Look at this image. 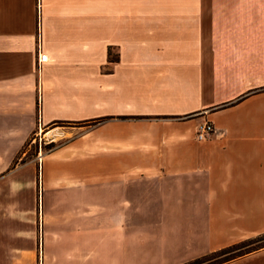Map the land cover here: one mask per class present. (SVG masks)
<instances>
[{
    "label": "crops",
    "instance_id": "obj_1",
    "mask_svg": "<svg viewBox=\"0 0 264 264\" xmlns=\"http://www.w3.org/2000/svg\"><path fill=\"white\" fill-rule=\"evenodd\" d=\"M39 130L60 144L25 166L75 264H183L263 234L264 0H0V175Z\"/></svg>",
    "mask_w": 264,
    "mask_h": 264
},
{
    "label": "rangeland",
    "instance_id": "obj_2",
    "mask_svg": "<svg viewBox=\"0 0 264 264\" xmlns=\"http://www.w3.org/2000/svg\"><path fill=\"white\" fill-rule=\"evenodd\" d=\"M86 8L85 12L88 11ZM109 8L107 4H101L99 12L107 14L110 12ZM20 47V62L24 65L33 59L34 53L29 44ZM37 54H39L38 48ZM63 57L70 61L74 60L76 56L62 55L61 60H64ZM101 57L102 54H100ZM118 60V50L110 49L107 62ZM111 66L106 64L102 73L107 74ZM37 133L38 135L33 136L26 153L22 156L23 159L39 161L44 154L49 152V140L43 137L40 130ZM59 144L57 143V145ZM25 164H19L15 168L12 165L4 166V172L0 175V264H45L46 259L50 260L51 264H59V261L56 260L61 253V247H63L64 253L72 259L67 260L68 262L63 261L62 264H75L76 234L74 230L60 229L58 225L60 215L56 213L53 215L51 231L46 232L42 195H40V167L35 166V171L31 173L26 169ZM17 171L19 172L17 173ZM15 173L17 175L24 174L25 180L22 177L14 176ZM91 253L92 251L89 249L87 254L91 255Z\"/></svg>",
    "mask_w": 264,
    "mask_h": 264
},
{
    "label": "trees",
    "instance_id": "obj_3",
    "mask_svg": "<svg viewBox=\"0 0 264 264\" xmlns=\"http://www.w3.org/2000/svg\"><path fill=\"white\" fill-rule=\"evenodd\" d=\"M117 62V61H114ZM99 123L102 122L98 121ZM97 124V123H94ZM56 126H67L62 123H58ZM33 137L25 144L24 148L21 150L20 154L14 160L12 166H17L19 164H25L29 158L23 159V155L26 153V150L30 143L32 142ZM49 152L57 149L58 145L56 143H50L48 145ZM264 249V233L256 237L246 239L244 241L238 242L236 244L227 246L218 251L212 252L195 260L183 263V264H227L229 262L238 260L250 254L259 252Z\"/></svg>",
    "mask_w": 264,
    "mask_h": 264
},
{
    "label": "built area",
    "instance_id": "obj_4",
    "mask_svg": "<svg viewBox=\"0 0 264 264\" xmlns=\"http://www.w3.org/2000/svg\"><path fill=\"white\" fill-rule=\"evenodd\" d=\"M48 60L47 54L43 53L42 51H39L38 54V63L40 65L46 63ZM214 133V127L211 123L206 122L202 124L199 127L198 133H197V140L198 141H206L209 139V137Z\"/></svg>",
    "mask_w": 264,
    "mask_h": 264
}]
</instances>
